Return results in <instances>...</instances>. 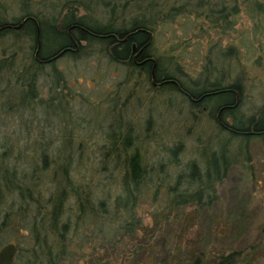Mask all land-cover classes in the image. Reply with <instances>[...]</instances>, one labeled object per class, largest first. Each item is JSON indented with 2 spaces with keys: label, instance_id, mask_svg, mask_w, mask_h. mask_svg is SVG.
<instances>
[{
  "label": "rangeland",
  "instance_id": "374dc122",
  "mask_svg": "<svg viewBox=\"0 0 264 264\" xmlns=\"http://www.w3.org/2000/svg\"><path fill=\"white\" fill-rule=\"evenodd\" d=\"M219 1L199 8L201 16L156 14L147 43L131 52L137 64L151 61L145 74L114 59L120 38L108 44L105 36L81 37L55 52L58 45L45 44L38 33L37 46L19 57L18 67L39 54L57 55L30 76L35 98L23 97L27 88L13 85L24 70L12 77L9 63L1 64L0 250L16 246L13 264H91L124 246L128 227L119 225L117 205L128 200L134 208L137 188L117 186L110 175L130 168L134 153L158 209L143 208L152 213L145 220L149 234L161 227L156 216L170 195L187 194L200 203L164 220L152 241L157 247L136 261L161 262L179 246L181 260L194 254L210 263L222 253L254 247L264 264V128H253L264 118V0H224L227 12L237 11L226 17L216 10ZM44 6L32 13L51 22L54 11ZM211 8L224 16L217 18ZM96 10L94 17L108 24L103 8ZM25 14L21 0H0L1 24L13 25ZM6 59L0 56V63ZM152 62L167 76L157 74ZM166 82L179 92L164 87ZM202 89L201 98L192 93ZM227 93L233 98L225 106L207 100ZM233 125L250 136L235 137ZM222 148L227 163L215 170L214 194L205 161L221 159ZM215 197L211 208L200 210ZM133 221L130 228H137L138 218Z\"/></svg>",
  "mask_w": 264,
  "mask_h": 264
},
{
  "label": "trees",
  "instance_id": "16d2710c",
  "mask_svg": "<svg viewBox=\"0 0 264 264\" xmlns=\"http://www.w3.org/2000/svg\"><path fill=\"white\" fill-rule=\"evenodd\" d=\"M23 4V8L26 10V14L23 17L22 20H19L13 25H10V23H0V44L3 45L0 47V56H6L9 59H6L5 61H2L0 63V73L2 70V65L4 62L9 63L7 66V70L10 73H13L11 75L12 77L15 76L19 72V57L23 56L28 52V50H34V44L37 46L39 42L38 33H40V39L41 41L49 40L52 42L53 45H58L57 49H54V51L62 50L65 47H67L70 44H74L75 40L78 42L81 40V37L88 38L89 40H98L101 39V36L108 37V44L109 43H117V38H120V46H121V53L117 49L114 50V53H119L118 58L114 59H122V63L126 62L128 66L133 68L134 70L139 69L141 73L145 72L147 73V65L151 64L150 60H147L145 64L147 65H141L137 64V56H134V54H131L132 48L134 45H136V52H138L142 47L145 46V43H147L148 40V34L146 31L149 30V27H154L155 23V15L161 16V18H166V16L169 15L171 12H176V15L183 16L184 18L188 15H198L200 13L199 8L205 6H210L212 3V0H182V3L179 6H177V0H116L117 4L114 3V0H21ZM43 1V2H42ZM136 3L139 4L138 6H133L131 8L129 7L130 3ZM45 4L43 8L48 7V9H53L54 13L52 12L51 22L44 19L37 18L32 12L38 9V5ZM122 6H121V5ZM223 4V6H221ZM227 2H224V0L216 5V8L219 7L220 12L225 13V16L221 14L218 11L211 10V13H215L217 15V18L220 17H226V15H232L237 14V11L234 7H232L231 11L227 12L225 8H227ZM168 5H173L172 8L167 9ZM101 6L103 8L102 11H104L105 15H108L109 23L105 24L99 21L98 18H95L94 15L97 12L96 9ZM33 8V9H32ZM77 8V9H76ZM80 8V9H78ZM105 8V9H104ZM121 8V9H119ZM64 9V11H63ZM69 9V11L67 10ZM89 10V14L87 15H80L78 14V10ZM225 9V10H224ZM170 10V11H169ZM106 11V12H105ZM264 12V11H263ZM203 14V13H201ZM199 14L198 16H201ZM220 16V17H219ZM35 18L38 22L33 20ZM25 20L27 22H25ZM227 20V19H223ZM3 23V21H1ZM25 22V24L21 28H17L15 31V27L19 25L20 23ZM38 23V24H37ZM116 27L117 30L114 28ZM89 32L93 33L94 36H92ZM74 34V35H73ZM131 34V35H130ZM78 35L80 38H78ZM130 35V37H128ZM115 36V37H114ZM98 38V39H97ZM102 40V39H101ZM105 40V41H107ZM61 41V42H60ZM60 42V43H58ZM97 42V41H94ZM123 42V43H121ZM107 45V44H106ZM116 46V45H114ZM113 46V47H114ZM55 51V52H56ZM57 54H48V56L39 54L38 59L36 57L34 60L28 64L23 66L20 70H24V76L19 79L20 81L16 82V85L13 84L15 87L22 86L26 87V92L24 93L27 99L28 98H35L37 95V85L36 81H32L31 77H35L37 73L39 74V71L41 69H44V67L48 65H52L56 60H53L52 58L55 57ZM112 56V55H111ZM114 57V56H112ZM111 57V58H112ZM114 62H119L115 60ZM141 65V66H140ZM152 66L157 67V74L160 76H167L166 73H162V68H159V64L157 62V65ZM18 71H16V69ZM162 73V74H160ZM159 77V76H157ZM32 78V79H33ZM18 79V80H19ZM60 80V79H59ZM10 83V82H9ZM168 84V86H167ZM10 86V87H13ZM166 85L164 87L171 88L174 91L179 92V88L174 84H169L166 82ZM57 86H59L57 84ZM16 90V89H15ZM205 92V89H202L201 91L195 93L192 92L195 96H198L201 98V95ZM220 95V94H219ZM212 96L211 99L207 100H213L222 106H225L228 101H230L233 96L229 93L221 96ZM214 97V98H213ZM213 101V102H214ZM227 101V102H226ZM218 104V105H219ZM10 108V107H8ZM235 125L231 126L229 130H231V133H234L233 135L237 137L239 135V132L243 136H250L246 132L248 130H239L234 129ZM256 126V127H255ZM263 126V127H261ZM259 131L258 129L264 128V118H262L261 121L254 123V127ZM234 131V132H233ZM237 132V133H235ZM131 140V137L129 135V141ZM131 147V146H130ZM222 152V158H215L214 159H207L205 161V169L204 174L209 176L210 178V188L215 194L216 192V168L219 164H225V158H226V151L224 148L221 150ZM135 155L129 159V166L127 170L123 171L120 170V172L113 173L110 175V178L112 182L117 185H123L125 187L129 186L130 184H133L135 188H137V192L133 196V200H135L134 208H131V204H128V200H126V203L120 204L118 201V207L120 208L121 212V222L119 225H126L128 227V232L125 233L126 239L123 242L124 246H121L117 251L111 254H107L106 256H100L95 257L91 264H120L119 262L122 261L121 264H149L148 261L151 259H140V261H136V258L140 255H145L152 253V250L157 247L155 243H152L157 233H161L162 224L164 223V220H169L168 218L172 215L177 213H180L182 211H185L187 207H193L196 206V204L199 203V199L197 197H191L187 194L185 195H170L166 199V203L164 206V210H162L160 216H156L158 220H161L162 224L159 229H153L151 231V234H149V229L151 227V224H146L145 220L148 218L150 219L152 213L148 209L147 212L145 211L142 213L144 206H147L149 208H153L155 210H158L157 208L152 206L153 199L151 198V192L149 188H147L145 184V179L141 177L143 169L140 165V156ZM119 157V156H118ZM119 160V158H116ZM226 165V164H225ZM224 166V165H223ZM93 170V168H92ZM95 170V168H94ZM144 171V170H143ZM94 172V171H92ZM135 179H139L138 181ZM127 199V198H125ZM216 197L212 200L207 202L206 204L200 205V210H207L208 208H211L212 205L216 202ZM130 201V200H129ZM145 216L144 220H142V217ZM135 217L138 218V225L137 228H130L131 225L133 226L135 222ZM152 223V222H151ZM158 230V231H156ZM147 234H146V233ZM139 243V244H138ZM166 246V243L162 246L163 248ZM128 248V249H126ZM181 247L177 246L174 250L172 249V252H168V255L165 259H163L161 262L155 263V264H263L259 260L255 258V252L256 249L250 248V250H242L240 251H232L229 254H220L218 256H214V259L208 263L205 262V259L203 257H200L199 260L196 259L194 254H191V256L185 257L183 260L182 258V251L180 249ZM153 263V262H152ZM150 263V264H152Z\"/></svg>",
  "mask_w": 264,
  "mask_h": 264
},
{
  "label": "water",
  "instance_id": "95a60500",
  "mask_svg": "<svg viewBox=\"0 0 264 264\" xmlns=\"http://www.w3.org/2000/svg\"><path fill=\"white\" fill-rule=\"evenodd\" d=\"M23 25L24 23L19 25L18 29L21 28ZM135 49L136 47H133L134 52H135ZM16 252H17V249L13 243L4 246L0 250V264H13Z\"/></svg>",
  "mask_w": 264,
  "mask_h": 264
},
{
  "label": "flooded vegetation",
  "instance_id": "af4514ba",
  "mask_svg": "<svg viewBox=\"0 0 264 264\" xmlns=\"http://www.w3.org/2000/svg\"><path fill=\"white\" fill-rule=\"evenodd\" d=\"M133 53H134V51H133Z\"/></svg>",
  "mask_w": 264,
  "mask_h": 264
}]
</instances>
